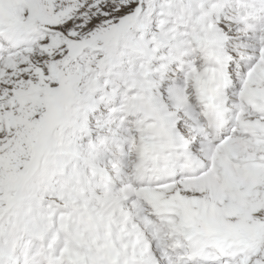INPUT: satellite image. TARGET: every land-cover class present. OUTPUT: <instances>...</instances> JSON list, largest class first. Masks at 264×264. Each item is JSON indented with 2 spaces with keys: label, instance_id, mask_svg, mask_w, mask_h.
Instances as JSON below:
<instances>
[{
  "label": "snow or ice",
  "instance_id": "1",
  "mask_svg": "<svg viewBox=\"0 0 264 264\" xmlns=\"http://www.w3.org/2000/svg\"><path fill=\"white\" fill-rule=\"evenodd\" d=\"M0 264H264V0H0Z\"/></svg>",
  "mask_w": 264,
  "mask_h": 264
}]
</instances>
